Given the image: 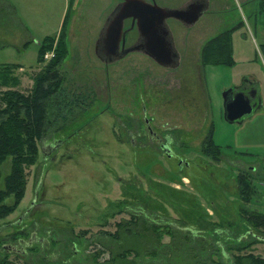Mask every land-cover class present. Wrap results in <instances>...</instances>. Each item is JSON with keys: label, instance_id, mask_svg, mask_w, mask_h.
Returning <instances> with one entry per match:
<instances>
[{"label": "rangeland", "instance_id": "obj_1", "mask_svg": "<svg viewBox=\"0 0 264 264\" xmlns=\"http://www.w3.org/2000/svg\"><path fill=\"white\" fill-rule=\"evenodd\" d=\"M155 1L183 8L192 0ZM219 2L220 8L213 6L195 23L166 20L182 55L172 67L138 50L112 61L101 52L106 20L118 0H8L13 9L0 0V75L12 69L3 88L29 92L54 56L40 63L39 44L65 31L64 90L84 96L80 104L51 114L55 125L40 143L37 162L25 165V196L0 218V262L248 264L250 254L264 258V228L246 216L264 213V117L232 123L224 114V93L243 79L244 58L254 55L263 36L240 3ZM263 14L259 0L254 19ZM238 22L242 27L231 39L236 66L199 69L201 42ZM137 37L136 32L127 43ZM259 60L264 61L260 53ZM145 117L153 118L150 126L160 134L171 128L177 156H167L150 139ZM208 136L217 159L203 152ZM9 170L10 160L3 178ZM240 172L254 187L250 202L241 199ZM132 218L145 223L126 229L124 238L142 253L112 258L100 239Z\"/></svg>", "mask_w": 264, "mask_h": 264}, {"label": "trees", "instance_id": "obj_2", "mask_svg": "<svg viewBox=\"0 0 264 264\" xmlns=\"http://www.w3.org/2000/svg\"><path fill=\"white\" fill-rule=\"evenodd\" d=\"M3 1L8 3V0ZM7 6L13 9L12 5L7 4ZM232 30L215 36L205 44L203 48L204 64L232 65L235 62L231 41ZM64 33L65 31L60 34L59 38L47 36L39 44L40 63L45 61L44 55L49 50H55V54L46 63L45 68L36 74L35 85L29 92L3 88L6 86L8 77L6 74L12 71L11 68H7L9 72L0 75V218L15 210L25 196L28 183L25 165L37 162L40 143L55 125L51 114L55 115L56 113L57 115L61 109L66 106L70 107L72 103L80 104L84 97L82 94L71 95L64 90V75L61 67L68 54V44ZM2 65L13 67L14 70L19 68L14 64L11 66L9 64ZM209 138V144L203 152L207 156L217 159L220 157L217 155L218 149L215 148L212 137L209 136ZM8 160H10V170L3 178V166ZM2 179H4L3 184H1ZM238 183L241 199L250 202L254 187L247 180V176L240 175ZM9 197L13 200L10 204L7 202ZM246 216L254 226L264 228V213L254 211L247 213ZM140 223H143V226L145 221L139 222L138 219L132 218L119 222L117 230L106 232L100 239V244L111 254L112 258L124 257L129 253H142L136 246L132 247L128 244L123 234L126 229H128L127 233H130L133 228L131 226L137 227ZM155 228L157 226H152L149 229L154 232L153 235H156L155 240H158L159 232H155ZM140 232V238L147 240V234ZM154 253L152 252V254ZM246 262L248 264H264V258L250 254L246 258ZM0 264L5 263L2 261Z\"/></svg>", "mask_w": 264, "mask_h": 264}, {"label": "water", "instance_id": "obj_3", "mask_svg": "<svg viewBox=\"0 0 264 264\" xmlns=\"http://www.w3.org/2000/svg\"><path fill=\"white\" fill-rule=\"evenodd\" d=\"M204 4L192 2L187 8H166L157 4L155 0H122L113 11V16L106 28L104 41L111 54L123 47L120 57L129 52L141 50L153 57L162 65L170 64L177 53L173 51L172 41L168 40L170 30L166 20L170 17L185 23H195L203 13ZM131 18L130 28L124 29L125 20ZM137 27L140 35L147 40L145 45H131L125 48L126 33ZM224 93V114L229 122H235L253 111L251 100L241 91L233 95L230 100ZM260 239L263 237L259 236ZM6 248L16 250L14 245Z\"/></svg>", "mask_w": 264, "mask_h": 264}, {"label": "flooded vegetation", "instance_id": "obj_4", "mask_svg": "<svg viewBox=\"0 0 264 264\" xmlns=\"http://www.w3.org/2000/svg\"><path fill=\"white\" fill-rule=\"evenodd\" d=\"M192 2L202 3V4H204V7H205L204 0H193V1L189 2L186 6H184V8H187L188 5L190 3H192ZM112 16H113V13H112ZM112 16L108 18L107 25H106V27L104 29L105 31H104L103 35L101 36V40H100L101 52L110 61H112L115 58H123L124 57V56L123 57H120V53H121V51L123 49L122 45L119 48V51H117L115 54H111L109 52V48L107 47V44L104 41L106 28H107V26H108V24H109L110 19L112 18ZM131 24H132V19L131 18L125 20L124 29L130 28ZM136 29H137V27H134V28H132L131 30H129L126 33L125 48H127V47H129L131 45H135V44L136 45H145L146 44V42H147L146 40L147 39L144 36L140 35L139 31H137ZM133 30H136V32L138 33V37H137V41L135 43H133V44L130 45V44L127 43V39H128L129 33H131ZM167 38H168L169 41H172L173 51H175L177 53V57L174 58V60L170 64L165 65V66H172V67L178 66L180 64V54H179V52L177 51V49L175 47V44H174V41H173V38H172V34L169 33V35H168ZM142 52H144V51H142ZM258 89L259 88H257V87H248V86H246L245 84L242 83V84H239L237 86H231V88L227 90L226 94H227L228 100H230V98H232L233 95H235L236 93L243 91L247 95V97H249V99L251 100L252 106H253V111L251 113L243 116L241 119H238L235 122L241 123V122H243L245 120V118H251L254 114H256L259 111V108L261 107V103H262V98H261V95H260ZM144 119H145V123L148 125V129H149V133H150V139L151 140H155L156 142H158L159 146L163 149L164 154H166L167 156H169V157L177 156L178 153H176L175 152V149H174V144L176 143L175 140H174L175 139L174 136H176V135L169 132V130H171V128L168 129V130H166L167 133L160 134L157 131L153 130V128L150 126V123L153 120L152 117H150V118L149 117H145ZM132 134H133L132 135V138H133L132 139V144L133 145H136L135 139H136L137 135H135L133 132H132ZM209 139H210L209 136L206 137V139H204L203 145H202L203 146V151L207 148V146L209 144ZM183 162H184L183 158L180 157L179 158V165L181 166ZM185 163H186V166H189V163L187 161H185ZM248 167L250 169H253V170H256L257 169V167L254 166V165H252V164H249ZM240 175L246 176V173L245 172H240V174L238 175V177ZM248 178L249 177L247 176V179Z\"/></svg>", "mask_w": 264, "mask_h": 264}, {"label": "crops", "instance_id": "obj_5", "mask_svg": "<svg viewBox=\"0 0 264 264\" xmlns=\"http://www.w3.org/2000/svg\"><path fill=\"white\" fill-rule=\"evenodd\" d=\"M121 1L122 0H118V3H120ZM147 1H151V0H147ZM219 1H222V0H204L205 7H204L203 13L201 15H203L205 12L206 13H211L212 10H214V9H212L213 6L215 8H220L218 6V4L220 3ZM236 2L238 3V5L240 3L241 6H243L244 9H246L250 13V17L253 18V21H254V28L256 29V32L260 31V33H261V35L263 37H262V43L259 46L257 45V43L255 44L256 45V47H255L256 48V52H254V55L253 56H248V57L246 56V58H244V66L245 67H243V73H242L244 75L243 79L240 82H238L237 84H234L232 86H237V85L243 83V84H245L248 87H257V88H259L258 91H259V93L261 95L262 103H261V107L259 108V111L255 114V117L259 116V118H260V117H264V61L261 62L259 60V53L262 54L263 57H264V14L261 15L258 19H254V14L258 10L259 0H236ZM118 3H116V4H118ZM176 8H179V6L176 7ZM243 16H245V13L243 14ZM246 17L247 16H245V20H247ZM108 18H107L106 21H108ZM223 20L229 21L228 18H226V19L224 18ZM179 21H181V20H179ZM185 24H188V23H185ZM237 24H238V26H237ZM241 24H242L241 22L240 23L238 22L235 25H232L231 28L224 29V31L220 32L219 34H217L215 36H218V35L224 33L225 31L231 30V29H233L232 32L234 33L236 30H238V29H240L242 27ZM168 28L170 30L169 26H168ZM136 30L138 31V29H136ZM135 34H136V31L134 30L133 32H131L130 37H134ZM215 36L209 38L207 41L201 42L200 54L198 55V53H197V55H198V57H197V60H198L197 66L202 71L208 65H214V66L216 65V64H204L203 63V48H204L205 44L209 40L214 38ZM130 37H128V39H127V41H129V43H131L130 42ZM138 51H141V50H138ZM180 57L182 58L181 54H180ZM235 62H236V60H235ZM235 62L232 65H227V66L235 67L236 66ZM230 88H231V86L228 89H230ZM254 121H256V120H254Z\"/></svg>", "mask_w": 264, "mask_h": 264}, {"label": "built area", "instance_id": "obj_6", "mask_svg": "<svg viewBox=\"0 0 264 264\" xmlns=\"http://www.w3.org/2000/svg\"><path fill=\"white\" fill-rule=\"evenodd\" d=\"M53 54H51L49 51L45 53V59L52 57Z\"/></svg>", "mask_w": 264, "mask_h": 264}]
</instances>
